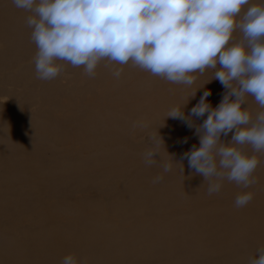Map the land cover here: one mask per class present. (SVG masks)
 <instances>
[{
  "label": "rangeland",
  "instance_id": "1",
  "mask_svg": "<svg viewBox=\"0 0 264 264\" xmlns=\"http://www.w3.org/2000/svg\"><path fill=\"white\" fill-rule=\"evenodd\" d=\"M251 6L264 0H250L237 22ZM29 15L0 0V28L4 20L12 23L0 32V135L9 138L0 154L12 167L6 183L0 174V264H61L69 255L78 264H249L258 258L264 152L243 149L259 161L254 185L224 180L220 193L209 196L208 183L182 158L200 146L199 137L167 117L173 109L187 116L204 91L216 108L225 89L212 80L215 70L192 74L195 83L186 86L131 62L102 60L89 77L83 67L56 61L61 73L43 81ZM241 39L237 30L233 41ZM115 70H122L119 78ZM246 100L253 118L264 111L252 97ZM149 150L158 153L150 167L143 158ZM248 192L254 199L237 208L236 197Z\"/></svg>",
  "mask_w": 264,
  "mask_h": 264
},
{
  "label": "clouds",
  "instance_id": "2",
  "mask_svg": "<svg viewBox=\"0 0 264 264\" xmlns=\"http://www.w3.org/2000/svg\"><path fill=\"white\" fill-rule=\"evenodd\" d=\"M12 2L31 13L26 26L38 49L35 68L40 80L59 76L62 68L56 61L83 67L89 77H94L102 60L120 65L131 62L153 76L186 86L195 83L192 74L215 70L212 80L225 89L216 108L208 102L211 92L204 91L187 116L173 109L167 117L194 129L199 137L200 146L193 145L182 158L208 183L209 196L220 193L224 180L244 189L256 183L253 174L259 161L243 149L250 146L254 152H264V111L253 118L246 110L247 97L264 109V6L248 7L237 22L250 0ZM237 30L242 34L240 42L233 41ZM121 71L115 70L114 76L119 78ZM205 116L202 124H196ZM233 131L231 140L224 143L221 137ZM156 154L154 150L144 153L146 166L156 162ZM164 171H171V166ZM253 199L251 192L238 195L235 206L245 207ZM257 257L249 264H264V248L258 249ZM61 264H78V260L69 255Z\"/></svg>",
  "mask_w": 264,
  "mask_h": 264
},
{
  "label": "bare ground",
  "instance_id": "3",
  "mask_svg": "<svg viewBox=\"0 0 264 264\" xmlns=\"http://www.w3.org/2000/svg\"><path fill=\"white\" fill-rule=\"evenodd\" d=\"M3 19L1 20L0 19V23H2ZM5 24H2V27L0 28V32L1 33H4L6 32V30L8 29H11L12 28V23L11 22H8L6 20H4ZM7 24V25H6ZM0 53H4V48L0 45ZM7 82H11V81H15V80H12L10 78L6 79ZM8 137H3L0 135V153H3V150H5L4 148L8 146ZM12 140V138L10 139V141ZM25 160H30V159H25ZM0 174L5 172V177H4V183H6L7 181V170H10V166L11 165H8L7 163V159L4 155L0 154ZM14 172V171H12ZM15 174H18L17 172H14Z\"/></svg>",
  "mask_w": 264,
  "mask_h": 264
}]
</instances>
